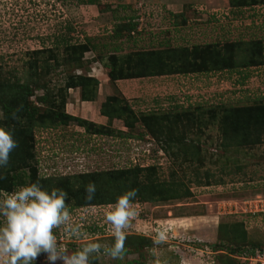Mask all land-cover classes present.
Returning <instances> with one entry per match:
<instances>
[{"label": "rangeland", "instance_id": "obj_1", "mask_svg": "<svg viewBox=\"0 0 264 264\" xmlns=\"http://www.w3.org/2000/svg\"><path fill=\"white\" fill-rule=\"evenodd\" d=\"M253 2L101 0L99 7H90L80 5L78 0H0V81L32 86V77L37 79L39 73L34 75L35 68L30 69V63L37 59L44 65L50 56L45 51L34 60L33 52L59 46V51H52L60 58L59 66H53V59H49L52 69H48L46 78L47 92L53 91V103L42 105L38 98L45 90L34 87L27 103L32 102L40 110H64L77 115L74 117L89 112L82 119L93 122L97 115L95 123L127 133L124 119L108 121L100 113V107L115 97L130 109L132 114L126 117L135 123L128 132L133 139L89 135L75 124L52 127L49 120L47 127L35 126L33 152L38 175L64 177L113 172L134 165L155 166L160 181L171 183L183 196L166 202L133 203L137 215L126 229L127 253L122 259L92 257L91 261L147 264L159 258L161 264H224L229 259L223 254L213 256L210 249L218 244V228L224 223H242L247 234L245 242L264 247V216L249 212L256 209L258 196L264 195V133L253 145L228 149L222 146L226 140L242 141L244 135L236 133L234 123L241 125L243 112L264 105L263 100L255 101L264 97V60L256 67L211 71L216 70V62L237 49L236 62L249 59L238 48L239 43L260 41L264 46V4ZM132 24L133 31L129 29ZM64 41L89 44L93 49L84 54L80 64H66L61 52ZM115 47V57H130L121 71L143 76L114 83L108 78L96 107L90 102L77 106V100L82 102L80 89L65 90L64 76L92 77L96 62H101L108 72ZM167 49H172L173 54L181 52L184 70L187 69L170 75L157 74L154 69L155 73L144 76L146 68L138 61L141 53ZM43 65L38 66V71ZM63 93L66 96L62 98ZM65 97V107L61 108ZM142 115H147L149 121H141ZM182 145L189 149L186 156L178 151ZM20 175L12 191L28 185L24 172ZM106 205L96 200L93 205L68 208L69 225L54 232L64 250L71 253L90 242H113L111 226L104 220ZM158 231L165 232L167 240L153 256L149 249ZM141 238L147 240V245L128 253V243H138ZM231 238L232 233L221 240ZM33 263L48 264L45 254Z\"/></svg>", "mask_w": 264, "mask_h": 264}, {"label": "trees", "instance_id": "obj_2", "mask_svg": "<svg viewBox=\"0 0 264 264\" xmlns=\"http://www.w3.org/2000/svg\"><path fill=\"white\" fill-rule=\"evenodd\" d=\"M261 3L264 4V0H254L253 3ZM80 5L85 6H97L101 4V0H78ZM250 3V4H253ZM244 6V5H242ZM129 28V27H128ZM135 25L132 24L130 26V30L133 31ZM62 53L64 63L68 64H80L81 60H83L84 54L88 53L93 49V46H89V44L77 45L71 44L67 41L62 43ZM233 48V44L230 45ZM59 46H55L53 48H42L41 50L34 51L35 54L34 60L38 57V55L42 52L48 51L50 56L48 57L45 64L39 63L36 59L34 63H30V69L35 68L34 75L38 72L37 79L32 77L34 84L30 86L29 84L14 82L10 84L9 81H0V112H2L3 120L0 121V127H5L7 130L12 131L14 134V138L18 141L19 147L11 153L9 164L7 167L0 168V191L3 192H11L14 184L16 183L17 177H21V173L24 172L25 176L28 179V185L31 183L39 182V184L46 190L51 191L53 188L63 189L67 192V205L68 208L75 209L81 208L83 206H89L95 204L96 200L98 204H111L115 203L116 198L123 193L135 189L137 190V196L134 198L133 203L137 202H166L170 200L180 199L183 196L178 194V191L171 183L162 182L157 177V171L155 166H147L140 167L134 165V167H130L127 169H118L113 172H91V173H82L78 175H70L64 177H47L41 178L38 175L37 169V161L35 160L34 150V137L32 134V130L37 127H47V120L50 121V125L52 127H61L68 126L70 124H75L76 126L82 128L89 135H100V136H109V137H120V138H129L133 139L132 135H130L129 130L135 128V123L130 122L126 115L132 114L130 109L127 106L121 105V100L118 98L108 99L106 103H104L100 107V113L102 116L108 118V121L112 119H124V126L128 129V132L125 133L120 130L110 129L105 127L104 125H99L94 122L82 119L80 117H74L65 113V111L55 110L49 107L43 108L44 110H40L39 106L33 105V103H27V99L32 92L33 87L37 89H44L45 93L38 98V101L43 105H48L49 103H53L52 92H47L48 87L46 86L49 82L46 81L47 74L49 76L50 70L52 66L49 65V59H53L54 65L59 66V56L52 51H59ZM227 48V45L224 46V50ZM238 48L243 51L244 56L249 59H243V63L239 64L236 62L235 55L239 52L237 51L231 54H227V57L221 59V61L215 63V69H211V71H222L227 69L229 71H233L238 68L246 69L250 67L260 66L264 60V46L260 41L248 42V43H239ZM117 48H114L113 54L110 55V59L112 60V64L109 65V71L107 72V76L110 82L114 83L120 79H128L133 78V76H143V75H127L121 71V67L124 66L126 62L129 61L130 57H124L120 59L119 57H115ZM217 51H220L217 50ZM238 56V55H237ZM236 56V59H237ZM186 59L185 57H183ZM182 54L181 52H175L173 54L172 49H167L164 51H146L141 53L138 58L140 63H144V67L146 68V73L144 72V76L149 75L150 73H155L153 70L157 69V74H173L176 72H184V65L182 62ZM43 65V67L38 71V66ZM83 64V62H82ZM74 66V65H73ZM167 69V70H165ZM148 70V72H147ZM183 70V71H182ZM166 71V72H163ZM65 84H63V88L65 90L70 89H80L81 101L82 102H92L95 101L97 97L99 82L93 78L82 75H67L64 76ZM66 96L65 93L62 94ZM112 100V102H110ZM264 101L263 98H257L255 101ZM64 101V100H63ZM66 97L64 103H62L61 108L65 107ZM22 110L17 113L19 116V120H14L12 118V113L17 108H21ZM54 107V106H53ZM245 115L242 121V124L234 123V127L236 129V133L242 132L244 138L242 141H224L222 146L225 149L233 147H240L242 145H253L256 144L260 140V134L264 133V105L260 104L255 109L250 111L243 112ZM136 119V118H135ZM141 121L145 123L149 121V117L147 115L141 116ZM146 127V125H145ZM254 132V133H253ZM25 133V134H24ZM29 133V134H28ZM145 135V134H144ZM143 136V135H142ZM256 139V140H255ZM170 140V139H168ZM173 140V139H171ZM166 142V141H165ZM178 151L183 155L189 153V149L186 148L185 145H182ZM192 153V152H191ZM194 155L192 154V157ZM89 182H94L97 187V191L95 194V198L88 202L85 199V190L84 186ZM263 215V214H261ZM264 216V215H263ZM219 232V241L218 244L212 246L213 256L225 255L229 260L225 261L224 264H248V261L243 262L241 257L245 253L254 254L256 250L264 248L262 245L254 243V242H245L246 241V231L242 225V223H224V226L221 225L218 228ZM222 232V234H221ZM233 234V238L222 239L227 234ZM238 234L235 236V234ZM240 240L242 243L235 245L232 244L231 241ZM230 241V243H229ZM129 242V241H128ZM146 244L147 240L142 239L140 242H132L130 241L127 246L129 247L128 253L132 252L133 249L140 250V248ZM145 246V245H144ZM76 247V246H74ZM74 247H70V249H75ZM139 248V249H138ZM81 249L77 247L78 250ZM74 250V251H75ZM127 253V249L125 247L124 254ZM214 258V257H213ZM35 264V263H33ZM91 264H96V260L91 261ZM133 264H143L141 261H136Z\"/></svg>", "mask_w": 264, "mask_h": 264}, {"label": "clouds", "instance_id": "obj_3", "mask_svg": "<svg viewBox=\"0 0 264 264\" xmlns=\"http://www.w3.org/2000/svg\"><path fill=\"white\" fill-rule=\"evenodd\" d=\"M17 108L12 113L19 120ZM2 115V113H0ZM19 147L12 131L0 127V168L7 167L13 151ZM85 199L91 202L97 191L96 184L84 186ZM0 199V264H33L45 254L48 264H91L92 257L122 259L125 252L126 229L137 215L134 198L137 190H129L116 198L115 203L106 205V224L111 226L112 243L90 242L74 252L68 253L58 243L55 230L68 226L71 214L68 210L67 192L63 189H44L39 182L21 186L16 190L3 192ZM78 234V230H74ZM167 240L166 233L158 231L153 238L150 253L155 256L160 245ZM147 264H161L159 258Z\"/></svg>", "mask_w": 264, "mask_h": 264}, {"label": "crops", "instance_id": "obj_4", "mask_svg": "<svg viewBox=\"0 0 264 264\" xmlns=\"http://www.w3.org/2000/svg\"><path fill=\"white\" fill-rule=\"evenodd\" d=\"M91 7V6H90ZM93 7V6H92ZM104 66L101 64V62H96L94 63V74L92 77L96 78L98 81H99V87H98V92H97V97H96V100L94 102H90L91 104L94 103V106L96 107V105L98 104V99L102 98V90L104 88V85H106V83L108 82V76H107V69L104 67ZM93 71V70H92ZM82 103H87V102H80L79 100H77L75 102V104L77 106H80V104ZM100 107V106H99ZM81 109V108H79ZM81 114H82V110H81ZM89 114V112H86L84 115H87ZM84 115H80L81 118H84ZM74 116H77V115H74ZM101 116V115H100ZM95 118H98V116L96 115ZM94 118V123L96 122V119ZM105 118V117H104ZM87 120V119H86ZM91 120V119H90ZM107 121V120H106ZM98 124V123H96ZM100 124H105V123H102L100 122Z\"/></svg>", "mask_w": 264, "mask_h": 264}, {"label": "built area", "instance_id": "obj_5", "mask_svg": "<svg viewBox=\"0 0 264 264\" xmlns=\"http://www.w3.org/2000/svg\"><path fill=\"white\" fill-rule=\"evenodd\" d=\"M255 208L256 209L250 210L249 212L251 214H255L257 212L264 215V195L258 196V202L255 205ZM244 212L247 213V211ZM241 260L243 262H252L253 264H264V248L256 250L254 254L245 253L243 257H241Z\"/></svg>", "mask_w": 264, "mask_h": 264}]
</instances>
